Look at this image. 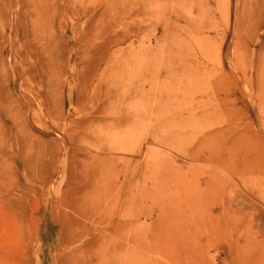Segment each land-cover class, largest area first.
Instances as JSON below:
<instances>
[{
    "label": "rangeland",
    "instance_id": "rangeland-1",
    "mask_svg": "<svg viewBox=\"0 0 264 264\" xmlns=\"http://www.w3.org/2000/svg\"><path fill=\"white\" fill-rule=\"evenodd\" d=\"M0 264H264V0H0Z\"/></svg>",
    "mask_w": 264,
    "mask_h": 264
}]
</instances>
